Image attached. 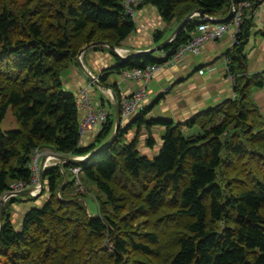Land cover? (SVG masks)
Here are the masks:
<instances>
[{
	"label": "trees",
	"instance_id": "1",
	"mask_svg": "<svg viewBox=\"0 0 264 264\" xmlns=\"http://www.w3.org/2000/svg\"><path fill=\"white\" fill-rule=\"evenodd\" d=\"M231 3L143 0L139 7L155 5L170 25L199 7L225 16ZM259 3L245 8L239 43L227 52L234 97L181 121L148 119L144 109L132 120L138 131L131 141L123 138L132 122L85 160L46 166L41 207L13 220L19 195L5 202L0 264H264V116L252 99L263 80L248 71L245 51ZM201 21L195 14L184 23L164 47L166 57L113 51L115 63L102 69L100 82L108 85L113 71L164 61ZM136 25L123 0H0V123L9 110L16 122L0 127V196L13 181L32 183L36 148L86 155L112 134L115 114L91 142L80 141L77 93L64 73L80 64L83 46H123ZM165 29L154 31L155 41ZM143 124L164 127L154 155L139 148ZM184 126L198 130L186 135ZM155 143L149 132L146 144ZM74 165L86 191L76 190ZM93 189L102 192L97 213L85 203Z\"/></svg>",
	"mask_w": 264,
	"mask_h": 264
},
{
	"label": "crops",
	"instance_id": "2",
	"mask_svg": "<svg viewBox=\"0 0 264 264\" xmlns=\"http://www.w3.org/2000/svg\"><path fill=\"white\" fill-rule=\"evenodd\" d=\"M213 16L225 17L222 15ZM253 18L255 24L250 30V38L245 47L247 69L250 73L259 74L260 79L263 80L261 85L252 88V99L258 104L264 116V0L260 1L258 8L253 13ZM135 20L136 30L123 41V46L131 49V52L151 48L169 36L177 26L174 23L167 25L157 7L152 4H144L139 7ZM158 28L167 29H165L164 36L159 41H155L154 31ZM233 37L234 29L231 28L219 39L206 41L199 52H186L180 61L161 66L147 82L148 93L144 99L145 116L148 119L170 118L181 121L204 108L234 97V82L230 75L231 70L227 59V52L235 44ZM160 50L165 55H159V57H166L168 51L164 47ZM110 57L109 54L101 52L99 49H87L82 54L83 65L80 62V64L71 66L64 73L63 83L75 93H78L80 87L88 85L90 96L93 99L98 98L99 87L97 84L91 83L88 71L100 76L103 68L115 63H108ZM83 67L88 71L86 72ZM107 83L120 94H132L141 85L136 80L125 79L122 73L117 71H113L109 75ZM143 126L147 127L143 124L140 128V135L141 131L142 135L139 137V148L142 153L154 155L162 145L158 140L162 138L164 127L160 124H151L146 129ZM194 128L186 127L183 131L191 133ZM98 130V127L88 129L82 142H91ZM149 132L156 139V143L152 147L146 144ZM19 204L21 205L19 206ZM13 206L14 208L18 206V209H14L15 220L20 219L28 209L24 202H15Z\"/></svg>",
	"mask_w": 264,
	"mask_h": 264
},
{
	"label": "built area",
	"instance_id": "3",
	"mask_svg": "<svg viewBox=\"0 0 264 264\" xmlns=\"http://www.w3.org/2000/svg\"><path fill=\"white\" fill-rule=\"evenodd\" d=\"M142 2L143 0H123V4L125 5L127 11L132 15L134 19L136 18L139 4H141ZM250 5L251 0H236L235 4L233 5L234 13L231 18L227 20H220V17L218 16L205 14L204 17L201 18L202 21L190 30L189 37L186 39V41L181 43L164 61L148 63L145 66L124 68L121 71L123 77L128 80H136L137 82L141 83V85L132 94H120L119 96L123 122L125 118H130L132 116L134 117L143 111L145 107L144 99L148 93L146 87L147 82L161 66L174 64L180 61L186 52H199L202 48V45L206 41L219 39L226 31L230 30L231 28L234 29V43H239L237 34L243 21L244 10ZM115 52L120 56H125L126 54L131 52V49L123 48L122 50H120L119 46H116ZM78 58L82 62V55L78 54ZM88 73L92 77L90 78L91 83L96 84L94 79L99 78L100 76L93 74L90 70L88 71ZM230 75L233 82L235 83V74L231 72ZM98 87L100 88V95L96 99H93L90 96L88 85L82 86L78 89L77 102L79 108L82 109L80 123V141L83 140L85 132L90 128L98 127V132H100L104 124L108 122L109 117L115 114L112 104V98H114L113 87L110 85H105L103 86L104 88H101L100 86ZM46 152L51 153L53 151H50L48 149L40 150L39 148H36L34 150L32 159L30 161V167L33 170L32 183H27L25 181H13L10 184V188L5 191L0 196V198L7 195V200L10 196L14 195V192L16 190L23 189L32 185H36V187L32 190V193L33 196H37V194L44 188V186H41L39 182V163L42 154ZM57 162L62 161L54 156L53 158L48 159L47 166ZM71 169L77 177L76 182L78 187L76 190L86 191V187L79 177L81 167L78 165H74L71 167ZM85 203L88 204L87 201H85Z\"/></svg>",
	"mask_w": 264,
	"mask_h": 264
},
{
	"label": "water",
	"instance_id": "4",
	"mask_svg": "<svg viewBox=\"0 0 264 264\" xmlns=\"http://www.w3.org/2000/svg\"><path fill=\"white\" fill-rule=\"evenodd\" d=\"M263 1V0H260ZM236 2V0H232V5H234ZM195 14H199L201 16V18L204 17V10L203 8L199 7L196 10L190 12L188 15H186L178 24L177 26L174 28V30L169 34V36H167L165 39H163L162 41L158 42L157 44H155L154 46H152L151 48H146V49H139V50H135L132 52H129L128 54H126L125 56L122 57H126L128 55H136V54H141V53H150L153 52L155 50L161 49L163 47L166 46V44H168L176 35V33L179 31V29L184 25V23L193 15ZM233 14V9L232 7L230 8L229 13L222 18H219L220 20H227L229 18H231ZM107 45L110 48L113 49V51L116 50V46L113 44H110L107 41H102V40H96V41H92L88 44H86L85 46H83L80 51L79 54L82 55L84 51H86L87 49L96 46V45ZM80 60V59H79ZM81 62V60H80ZM82 64V62H81ZM83 65V64H82ZM90 76V75H89ZM90 78H92L90 76ZM95 83L100 86L101 88H104L103 86H105V84H103L102 82H100L99 78L94 79ZM113 95L114 98H112V104L114 107V111H115V125H114V130L112 132V134L108 137L107 140H105L103 143H101L100 145H98L95 149L91 150L88 154L86 155H72V154H65V153H61V152H56L53 151L51 152L52 154H54L55 157H57L60 161L62 162H68V161H74V162H78V161H83L85 160L87 157H89L90 155H92L93 153H96L98 151H100L102 148H104L106 145H108L109 143H111L118 134V131L120 129V127L122 126V114H121V106H120V102H119V96L117 94V92L114 90L113 91ZM50 153H43L42 157L40 159V163H39V182L41 184V186H44V171H45V166H47V161H48V156ZM36 187V185H32V186H28L26 188L23 189H19L16 190L14 192V195H23V194H31L32 190ZM6 196H2L0 198V224H1V220H2V215H3V209L5 206V202H6Z\"/></svg>",
	"mask_w": 264,
	"mask_h": 264
},
{
	"label": "rangeland",
	"instance_id": "5",
	"mask_svg": "<svg viewBox=\"0 0 264 264\" xmlns=\"http://www.w3.org/2000/svg\"><path fill=\"white\" fill-rule=\"evenodd\" d=\"M167 24V23H166ZM119 47H123V46H119ZM92 49L94 47H91ZM125 48V47H124ZM90 49V48H89ZM123 49V48H122ZM101 52H104L106 54H109V57H110V61L108 63L112 64L113 62H115V55L113 54V49L112 48H105L103 51L102 49H99ZM154 55L155 56H159V55H165L164 52H162V50L158 49V50H155L153 51ZM83 69H85V67H83ZM86 72H87V69H85ZM96 85V84H95ZM98 94L100 95V88L98 90ZM133 120V117H128V118H125L124 119V123H123V126H125L126 124L128 123H131ZM16 126V122L14 120V118L12 117V114L10 112V110L7 112V115L5 117V119L0 123V127L2 129H8V128H11V127H15ZM145 127V126H143ZM187 128H190L188 126H184L183 129H186ZM147 129V127H145ZM143 129V128H142ZM138 130V127H137V123L136 122H132L131 126L129 127V129L127 130V132H125L124 134V142H129L131 141L135 135H136V131ZM198 130V127L196 126L192 131H197ZM191 131V132H192ZM186 135H189V133H187L186 131L184 132ZM141 135H142V131H141ZM140 135V132H139V137L141 136ZM160 141V143L162 144L163 142V139L162 138H159L158 142ZM162 146V145H161ZM51 151V150H50ZM42 157V156H41ZM41 159V158H40ZM91 188H89L90 190ZM92 190V189H91ZM41 192V191H40ZM40 192L37 194L39 195L38 197L35 196L33 197L31 194H23V195H19V199H18V203H26L28 208H29V205L30 207H41L43 205V203L45 202H42L43 200H45L48 196V192L47 190L44 191L43 194H40ZM102 192H99L98 190L96 189H93V191H91L90 193L86 194V200L88 202V206L90 208V210L94 213H97L98 211V205H97V201L95 199V195L96 194H100ZM21 204H19L20 206ZM14 209H18V206H15ZM16 217L14 216L13 220H15Z\"/></svg>",
	"mask_w": 264,
	"mask_h": 264
},
{
	"label": "bare ground",
	"instance_id": "6",
	"mask_svg": "<svg viewBox=\"0 0 264 264\" xmlns=\"http://www.w3.org/2000/svg\"><path fill=\"white\" fill-rule=\"evenodd\" d=\"M231 7H232V9H233V5H232V3H231ZM231 7H230V8H231ZM229 11H230V10H229ZM228 13H229V12H228ZM228 13H227V14H228ZM233 13H234V10H233ZM204 14H208V13L204 12ZM227 14H226V15H227ZM208 15H210V14H208ZM226 15H225V16H226ZM232 15H233V14H232ZM185 41H186V40H185ZM119 48H120V50H122L121 47H119ZM81 111H82V109H80V112H81ZM53 157H54V154L50 153L49 156H48V159H49V158H53Z\"/></svg>",
	"mask_w": 264,
	"mask_h": 264
}]
</instances>
